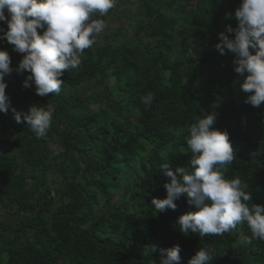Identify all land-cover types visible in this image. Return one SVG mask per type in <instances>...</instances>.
Here are the masks:
<instances>
[{"label":"trees","instance_id":"1","mask_svg":"<svg viewBox=\"0 0 264 264\" xmlns=\"http://www.w3.org/2000/svg\"><path fill=\"white\" fill-rule=\"evenodd\" d=\"M240 3L117 0L80 66L63 72L61 91L43 97L22 86L23 54L0 40L13 69L5 76L11 108L52 112L42 139L11 109L0 112V264H158L160 249L176 245L180 264L200 247L213 250L211 264H264V241L245 243L246 226L184 236L176 219L195 210L184 196L175 210L152 205L170 182L159 165L175 172L191 156L174 132L212 113L236 154L225 179L247 182L249 207L264 206V102L245 103L235 54L214 47L219 33L233 37L226 27H237Z\"/></svg>","mask_w":264,"mask_h":264},{"label":"clouds","instance_id":"2","mask_svg":"<svg viewBox=\"0 0 264 264\" xmlns=\"http://www.w3.org/2000/svg\"><path fill=\"white\" fill-rule=\"evenodd\" d=\"M116 3L117 0H0V22L7 25V30L0 27V40L23 54L15 69L17 73H28L22 86L34 85L35 93L41 97L58 94L64 84L63 72L80 66L85 50L97 42L106 27L100 17ZM234 16L237 27H226L233 37L219 33L214 47L221 55L226 49L235 54L234 71L243 77L240 87L248 93L245 103L259 107L264 102V0H241ZM230 18V14L225 15V19ZM38 29H43L42 33ZM12 71L8 52L0 50V112L11 109L16 123L26 121L37 139L45 138L52 127V112L35 104L26 112L11 108L5 76ZM152 100L153 96L146 95L143 103L148 105ZM215 122V114L196 115L186 129L174 132L183 139L191 156L187 165L175 172L169 162L159 165L170 182L163 185L165 198H153V209L156 213L166 208L175 210V201L184 196L195 209L176 219L184 236H222L246 226L250 235L245 237V243L264 241V206L251 203L249 207L252 196L247 182L238 176L225 179L222 169L236 160V154L227 131L214 129ZM179 253V245L160 249L158 264H180ZM214 257L213 250L200 247L188 264H211Z\"/></svg>","mask_w":264,"mask_h":264}]
</instances>
